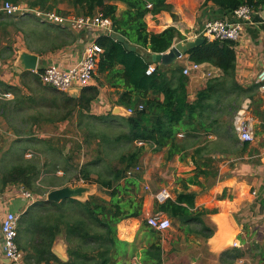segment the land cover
Segmentation results:
<instances>
[{
    "label": "trees",
    "instance_id": "obj_1",
    "mask_svg": "<svg viewBox=\"0 0 264 264\" xmlns=\"http://www.w3.org/2000/svg\"><path fill=\"white\" fill-rule=\"evenodd\" d=\"M6 2L24 3L29 9L44 12L55 10L64 16L101 13L111 19L115 34L122 35L127 42L138 47L136 52H132L113 36L99 37L97 43L103 52L94 76L96 85L83 89L78 98L69 95L65 98L66 107H71L72 112L77 109L80 112L79 127L87 133L84 143L98 142L99 148L93 152L90 161L75 165L60 149L45 151L36 148L39 144L33 146L31 159H26L25 151L22 153L21 150L8 164L6 159L14 150L11 148L4 154L0 166V193L9 186H22L27 192L43 198L52 188L75 183L76 180L98 185L99 191L109 197L91 195L87 201L69 199L61 203L38 200L19 220L17 242L25 253V262L124 264L139 256L140 264H164L165 250L159 241L161 233L153 230L146 220H143L142 228L155 240L143 247L141 254L129 252L128 244L118 236V225L123 220L142 218L144 211V197L138 194V175L129 177L128 173L138 166L146 146L157 152L166 150L168 161L176 156H180L182 161L190 159L195 167L194 175L179 179L181 191L176 193L175 199L163 203L155 201L153 214L168 216L180 229L187 227L194 231V228L203 226L196 212L197 194L190 192V186H199L206 191L219 180L221 160L218 155L233 153L241 143L235 124L236 114L244 98H253L259 86L245 89L236 82L237 42L205 39L200 47L188 53L191 62L210 64L222 73L208 80L206 87L191 100L189 76L184 74V66L181 67L179 62L169 66L156 63V70L147 74L153 64V54L166 53L177 42L186 39L175 27L161 33L148 31L146 17L150 14L156 16L166 11L176 19L170 0H0V30L14 27L24 36L27 46L37 52L39 49L32 47V43L44 41L45 46L52 44L40 51L47 54L73 44L77 39L74 33L82 31L73 30L69 23L63 28L41 22L33 14L28 17L9 16L1 10ZM116 2L125 4L126 8L119 12ZM208 3L226 12H235L242 6L253 12L264 6V0H206L205 4ZM62 4H66L68 9L60 8ZM11 52L9 47L4 48L0 58H11ZM42 70L38 73L24 72L22 77L38 81ZM105 86L114 90L116 106L133 111L125 117L111 114L122 123L104 122L107 117L83 115L91 112L92 104ZM5 90H11L16 97L21 92L12 87ZM7 103L1 104L5 112L10 110ZM225 115L229 119H225ZM56 167L62 168L63 177L51 176L38 182L44 172L56 174ZM59 235L64 236L68 245L67 262H62L52 252ZM211 235L208 230L204 236L209 238ZM262 261L264 264V255Z\"/></svg>",
    "mask_w": 264,
    "mask_h": 264
},
{
    "label": "crops",
    "instance_id": "obj_2",
    "mask_svg": "<svg viewBox=\"0 0 264 264\" xmlns=\"http://www.w3.org/2000/svg\"><path fill=\"white\" fill-rule=\"evenodd\" d=\"M205 2L206 0H170L174 6L173 14L176 15V19L166 11L156 16L150 14L146 17L148 31L161 33L169 27H175L186 37L183 41H190L196 39L197 34L208 21L224 20L233 23L237 20L234 12H226L212 3L205 4ZM115 4L119 12L126 8L123 3ZM74 34L77 39L73 44L56 52L43 54L40 51L50 48L52 44L48 43L45 46L44 41L32 43V47L39 49L37 52L27 46L20 32L17 33L12 57L0 58V141L1 137L5 139L12 137L11 140L21 141V146L38 142L45 151L62 150L65 142L73 138L79 139L78 137L84 134L83 129L79 127L80 112L78 109L72 112L71 107H66L65 102L68 95L73 98H78L80 95L73 96L59 92L45 85L41 80H25L22 75L27 71H21L17 65L20 53L28 52L39 56L37 71L52 64L61 69L72 67L80 61L85 46L101 37L99 32L91 30ZM237 44L236 82L241 88L256 87L257 77L264 70V6L252 12L250 21L243 25L241 38ZM188 57L187 54L177 62H183L185 65L191 62ZM153 64L156 65L155 62ZM204 70L218 71L219 69L205 64ZM200 76L202 74L193 77L199 79ZM96 83L94 81L92 85ZM8 87L19 89L21 91L19 96L16 97L11 90H5ZM113 92L114 90L107 86L101 88L100 96L92 104L91 112H84L83 115L105 118L110 112L114 114L113 111L117 107L114 101L117 97L112 94ZM253 95V98H244L237 114L244 110L245 115L249 119L252 118L254 141L247 143L241 140L233 153L225 156L218 155V159L221 160L220 175L212 188L204 191L199 186H190V192L197 194L196 212L203 226L194 228V231L187 227L170 230L165 247L164 264H263L264 91L258 86ZM19 99H22V102ZM2 102H8L10 109L8 112L1 109ZM86 120L88 121L87 118ZM194 169L190 159L182 161L180 156H176L171 161L172 199H175L176 190L179 189V187L176 188L175 182L178 183L179 179L193 176ZM55 170L56 174L44 172L38 182L51 176L63 177L64 172L61 167H56ZM150 175L149 173L143 175L141 185L143 188L144 185H149L157 188L154 189L156 191L167 186V182L161 177L157 176L156 182ZM70 184L73 182L65 186ZM57 188L61 187L52 188L50 191ZM25 192L22 186H9L0 193V264H11L4 254L1 231L3 218L10 212L21 217L28 213L32 205L37 202L34 196L28 199ZM140 192L141 195L144 194L143 217L123 220L118 225L120 240L128 244L129 252H133L134 255L141 254L143 247L155 240L150 238L142 228L143 220L153 214L154 194L153 191ZM208 230L212 232L209 238L204 236ZM165 232L161 234L164 235ZM52 252L62 262L69 260L68 245L64 236H58ZM129 261L131 264H140V257L135 256Z\"/></svg>",
    "mask_w": 264,
    "mask_h": 264
},
{
    "label": "built area",
    "instance_id": "obj_3",
    "mask_svg": "<svg viewBox=\"0 0 264 264\" xmlns=\"http://www.w3.org/2000/svg\"><path fill=\"white\" fill-rule=\"evenodd\" d=\"M1 10L9 16L28 17L33 14L39 18L41 22H47L53 25H59L65 28L69 23L71 28L76 31L93 30L99 32L101 36H113V23L110 18L104 17L99 13L95 16H79L74 15L64 16L57 11L44 12L39 9H29L21 5H15L10 2L3 4ZM236 21L231 23L224 20H211L205 23L202 29L197 34L196 38H204L207 40L219 41H234L238 42L241 38L243 25L245 22L250 21L252 11L247 6H242L234 12ZM98 39V38H97ZM97 39L89 42L83 51L80 61L68 69H61L60 67L52 64L45 67L40 73V80L48 86H51L59 92L70 94L71 91L83 89L91 86L94 82V76L97 73L100 56L103 52L102 47L97 43ZM184 58V56L182 57ZM180 58V59H182ZM205 64L189 62L184 65V74L186 76L202 74L204 78L212 79L220 76V70L210 71L204 70ZM157 65L151 64L147 74H152L156 70ZM38 73V71H35ZM257 83L259 89L264 91V70L258 75ZM142 108V107H141ZM131 115L133 111L127 110ZM244 110L237 114L235 119L237 133L240 140L251 143L254 141L253 135V120L245 115ZM140 146L142 143H138ZM136 167L134 171H130L128 176L131 177L138 171ZM28 199L33 198L32 194L25 192ZM172 198V193L167 189H161L155 196V201L163 203ZM20 216L16 213H7L2 220V236L4 243V254L11 264H27L24 260L22 251L18 246V228ZM147 224L155 231L163 233L170 230L172 227V220L162 214H151L146 217ZM43 264H57V263H43Z\"/></svg>",
    "mask_w": 264,
    "mask_h": 264
},
{
    "label": "rangeland",
    "instance_id": "obj_4",
    "mask_svg": "<svg viewBox=\"0 0 264 264\" xmlns=\"http://www.w3.org/2000/svg\"><path fill=\"white\" fill-rule=\"evenodd\" d=\"M23 7H26V5L20 4ZM60 8L63 9H68L66 4H62L60 5ZM93 31V30H91ZM17 35L16 29L14 27H8L7 30H0V52L6 48L9 47V49H12L13 53V49H14V43H15V36ZM181 67L184 66L183 62H179ZM195 75H192L189 77L190 83H189V95L191 97V100L195 99L196 93L199 90H202L206 87L207 83H208V79L204 78L202 76H200L199 79L193 77ZM193 80V81H192ZM210 80V79H209ZM192 82V83H191ZM112 114V112H110ZM109 113L108 117L104 120V122H110V123H122V121H116L115 117H112L111 114ZM113 116H120L117 114H112ZM120 117H124V116H120ZM225 119H229L228 115H225L224 117ZM105 126V125H104ZM82 133V132H81ZM84 135L82 134L81 137H78L79 139L73 138L72 140H69L67 142H65V144L63 145L64 148L61 150L63 151L62 153L64 155H66L65 157L70 159V161L72 163H74L75 165H81V164H85L86 162L90 161L93 157V152H96L99 148L98 146V142L97 141H92V143L90 145H87L84 143L85 141V136L87 133H85V130H83ZM182 135V134H181ZM1 141H0V166H1V160L4 156V154L9 150V149H13L14 152L12 154L11 157H8L6 159V162L9 164V162H13V158L17 155V152L22 150V153L24 152V157L26 159H31L32 156L34 155V150H33V146L36 144H39L38 142H33L30 144H23L22 146L20 145L19 142H14L15 140H11L13 139L12 137H8V138H4L1 137ZM36 148H42L41 145H37ZM30 149V151H29ZM27 150V151H26ZM128 150H125V153H127ZM117 162V161H115ZM170 163V166H169ZM6 165V164H5ZM139 168L138 171L135 172V175H138V179L140 180L139 182V191L138 194L140 196L144 197V194L141 195L140 191L143 192H147L150 193L153 191L154 194V198L156 196V194L158 193V191H160L161 189H167L171 192V161L167 160L166 157V150L161 151V152H157L155 150H153V148H151L150 146H146L144 152H143V156L140 160V162L138 163ZM168 168V169H167ZM167 171V174L165 175ZM151 174L150 176L157 182V176L161 177V179H164L167 182V186L161 187L158 190H154L157 188H152L149 185H144V188L141 186L142 182H143V175L144 174ZM43 176V174L41 175V177ZM81 184H85L83 181H76L75 183H73V186H77V185H81ZM89 183H86V185ZM175 186L176 188L179 187L180 189V185L179 183H177V181L175 182ZM96 186L95 191L93 192V194L91 195H100L106 199H109V197L103 193H101L99 191V187L96 184H93ZM142 187V190H141ZM176 190V192H178V190ZM25 190V189H24ZM48 194V193H47ZM47 194L43 197L40 198L39 196H36L32 193V196L36 197L35 199L38 200H43L47 198ZM91 195H89L88 197H90ZM155 204V203H154ZM153 211H154V207H153ZM172 229H180L178 224H175L174 222H172V227L170 230ZM165 232L164 235L161 234V237L159 238V241L162 242L165 253H166V243L168 241V232ZM128 264H131V262H129Z\"/></svg>",
    "mask_w": 264,
    "mask_h": 264
},
{
    "label": "water",
    "instance_id": "obj_5",
    "mask_svg": "<svg viewBox=\"0 0 264 264\" xmlns=\"http://www.w3.org/2000/svg\"><path fill=\"white\" fill-rule=\"evenodd\" d=\"M113 38L124 44L126 49L132 52H136L138 50L137 46L131 45L127 40L120 34H113ZM205 42L204 38H196L195 40L190 41H179L177 42L168 52L162 54H153L152 61L158 63L160 65L169 66L175 62H177L180 58L187 55L190 51L200 47ZM39 56L22 52L20 53L19 59L17 61V65L20 67L21 71H31L35 72L38 68ZM73 96L80 95L81 92L79 90L71 91ZM114 114L120 116H130L127 109L122 106H117L114 111ZM96 186L93 184L77 185L73 186V184L54 189L47 194V201L54 203H61L65 200L75 199L79 201H87L89 199V195L93 194ZM11 262L9 259H7Z\"/></svg>",
    "mask_w": 264,
    "mask_h": 264
}]
</instances>
